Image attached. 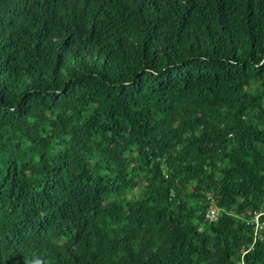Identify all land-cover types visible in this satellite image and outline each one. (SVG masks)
<instances>
[{
	"label": "trees",
	"instance_id": "obj_1",
	"mask_svg": "<svg viewBox=\"0 0 264 264\" xmlns=\"http://www.w3.org/2000/svg\"><path fill=\"white\" fill-rule=\"evenodd\" d=\"M0 264H264V0H0Z\"/></svg>",
	"mask_w": 264,
	"mask_h": 264
},
{
	"label": "built area",
	"instance_id": "obj_2",
	"mask_svg": "<svg viewBox=\"0 0 264 264\" xmlns=\"http://www.w3.org/2000/svg\"><path fill=\"white\" fill-rule=\"evenodd\" d=\"M212 212H214V211H212Z\"/></svg>",
	"mask_w": 264,
	"mask_h": 264
},
{
	"label": "rangeland",
	"instance_id": "obj_3",
	"mask_svg": "<svg viewBox=\"0 0 264 264\" xmlns=\"http://www.w3.org/2000/svg\"><path fill=\"white\" fill-rule=\"evenodd\" d=\"M215 209H216V207H215Z\"/></svg>",
	"mask_w": 264,
	"mask_h": 264
}]
</instances>
